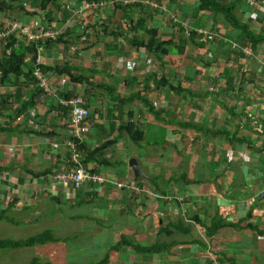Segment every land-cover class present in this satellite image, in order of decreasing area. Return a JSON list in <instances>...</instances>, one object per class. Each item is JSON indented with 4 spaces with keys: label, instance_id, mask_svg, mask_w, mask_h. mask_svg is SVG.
Instances as JSON below:
<instances>
[{
    "label": "crops",
    "instance_id": "crops-1",
    "mask_svg": "<svg viewBox=\"0 0 264 264\" xmlns=\"http://www.w3.org/2000/svg\"><path fill=\"white\" fill-rule=\"evenodd\" d=\"M32 1L33 7L27 0L6 2L11 5L15 3V10L20 6L25 13L35 14L29 21L28 16H24V23L41 22L44 25L47 22L50 29L67 37L68 42H65L67 47L63 43L49 45L47 49L44 47L39 55L41 65L55 68L67 63L79 69L83 78L89 79V84L81 91L65 76H58L52 71L44 73L51 90L62 98L69 93L82 95L91 110L87 121L89 131L82 142L88 151L84 156L97 148H101V152L88 156L87 164L82 162V166L122 184V189L110 183L94 186L96 204L99 206L98 200L101 199L112 209L97 208V211L106 212L114 219L116 228L113 229L115 232L118 230L117 242L125 238L134 240L142 247L166 245L162 253L142 255L133 253L129 248L108 251L113 246L109 244V249H106L109 258L112 256L118 264H264V198L260 196L264 192V88L252 86L242 89L240 86L234 87L232 83L231 86L218 84L215 92L225 90L226 94L206 100L193 98L190 93L204 95L209 90L207 80L206 84L201 79L196 84V76L206 79L204 71L196 64L199 60L195 53L199 49L189 45L185 55L173 51L167 57L150 51L151 44L157 46L172 38L178 40L180 29L185 30L184 39L188 31L220 30V33H228L232 41L242 46L239 34L230 29L224 31L220 21L213 19L209 13L196 14L195 4L190 0H163L165 7L156 4V9L144 0H130V3L137 1L142 5L130 4L118 6V9L105 5L81 18L76 16L75 10L85 1L66 0L70 3H61L63 8L57 20L51 15L46 18L47 11L41 14L39 0ZM51 9L52 6L48 8V13ZM257 10L248 14L245 20L244 17L241 19L252 30L261 32L264 31V11L260 8ZM81 19H86L87 23L79 22ZM139 20L143 22L139 23ZM79 37L82 44L76 43ZM142 46H147L149 50ZM190 47H193V54L189 53ZM62 48H67L63 51L64 56L58 52ZM211 52L213 55L210 54V59L214 57L223 66L225 56L215 48H211ZM58 55L63 62H55ZM171 57L179 58L175 70L170 66ZM229 64H232L231 59L227 67ZM151 75H155L157 80L165 78L175 88L182 86L179 80L174 82L175 76L180 78L184 85L183 92L176 94L163 86L155 89L153 81L148 82ZM102 78L106 81L103 82ZM21 85L22 97L20 101H12L9 115L31 96L33 87ZM111 88L116 96L122 98L142 94L160 112L159 118H155L140 102L126 105L108 98ZM0 90V95L16 96L17 88L4 85ZM238 95L239 101L236 98ZM55 109L57 104L51 97L35 98V106L11 123L12 128L19 125V129L28 134L22 135L16 131L3 133L9 144L3 145L0 152L4 158L11 155L15 151L13 149L20 148V156L17 154V157L23 163L19 168L26 178H16L18 192L11 199H24L25 193H31L30 190L34 189L40 200H35V203L41 208H36V212L48 217L46 213L51 210V221L60 219L58 205L78 207L80 202L85 205L83 200L87 197L85 190L88 189L65 188L52 183L54 174L69 167L71 154L66 147L68 118L65 120L58 116L60 114ZM39 121L49 131L45 133L49 135L44 142L38 130ZM129 123L134 128L127 131L125 128ZM181 123L195 124L203 129V133L184 129L179 126ZM137 130L143 134L141 139ZM208 131H222L224 136L205 133ZM23 137H33V146L22 140ZM81 158L84 160L83 156ZM132 160L139 170L137 176L129 166ZM0 167L7 168L2 172L4 174L0 173V182H5L7 174L11 175L12 171L18 172V168L11 164ZM183 179L196 183L192 190L185 187ZM55 208L57 210H53ZM2 210L5 209L0 208V212ZM51 214L54 215L51 217ZM71 217L77 219L82 216ZM214 221L224 222L230 227L209 234ZM101 226L95 225L93 228ZM104 230L106 232L111 228ZM100 235L104 234L101 232ZM67 253L65 251L64 258H59L66 264ZM55 257L49 260L50 264H56Z\"/></svg>",
    "mask_w": 264,
    "mask_h": 264
},
{
    "label": "trees",
    "instance_id": "trees-1",
    "mask_svg": "<svg viewBox=\"0 0 264 264\" xmlns=\"http://www.w3.org/2000/svg\"><path fill=\"white\" fill-rule=\"evenodd\" d=\"M82 1H87V2H92V1H97V0H82ZM264 1V0H262ZM120 5L121 4H116ZM52 6L53 10H57L59 7H61V0H39V9L41 10V14H46V18L51 15L50 12L48 13V8ZM133 6H137L133 5ZM140 6V5H138ZM246 6L249 8L245 2V0H196V6L194 8V12L196 14H201V13H209L213 19L216 18V20H219L220 22L223 23V29L224 31L231 30L233 32H236L239 34V40L241 43V47L243 46H250L254 51L258 50H263L264 49V31L261 32H256L254 29L252 30L250 25L247 23H244L242 21V17L238 15V12H241V14H244L243 7ZM118 7V6H116ZM6 1H1L0 2V12L6 14L10 10H13ZM250 9V8H249ZM19 13L26 14L28 17H32L35 14H28L24 12V9L20 6H18ZM2 19H0V30H1V24H2ZM143 21L139 20V23H142ZM215 24V22H214ZM215 29V25L213 26ZM220 31V30H219ZM180 36L178 40L172 38L168 41L161 42L157 46H154V44H151V50L154 54H164L166 57L169 55V53H172L173 51L177 53L178 55H185V52L187 51V48L189 45L194 46L198 48L199 50H205L207 49V52L209 54H212L211 49L208 47V45L203 44V43H198L195 38H196V32L194 31H188V34L186 35V39H184V34L185 30L180 29ZM218 32V30H217ZM219 33V32H218ZM65 36H59L55 40H49L45 41L44 44L37 43V44H26L24 40H16L15 37H11L9 40L6 42L0 44V88L3 87L4 85H9L12 88H17L16 91V96L12 95H7L5 96L4 94L0 95V119L5 120L8 119L9 122H3L0 124V134L3 133H12L16 131L17 133H20L22 135H27V131H23L19 129V125L16 126L15 128H12L13 121L16 119H19L22 117V115H25L26 111L29 110L30 108H33L35 106V98H38L42 96L43 98H49L50 96L40 90L37 87V82L35 78L33 77V70L36 66L37 59L41 53V50L43 47L46 49L49 48V45H55L59 43H65L63 38ZM139 39H136V41ZM217 41V40H216ZM219 46L222 48V46L229 47L228 44H224L222 40H218ZM143 41H140L142 43ZM145 47L146 49L147 46H142ZM210 49V50H209ZM231 50V48H230ZM160 51V52H159ZM217 52H219L217 50ZM224 52L225 59H223L222 63L223 66H220L218 64V61L212 57L210 60H208L207 63H205L206 67L211 70L212 72H215L217 76H212L213 78L208 77L207 78V83L209 90H207L206 94L204 95H199V94H193L190 93L189 95L193 98H202L206 99L208 97H213V96H220L221 94H226V91H218L215 92V89H217L218 82L221 80L224 82V85L226 86H231V68L227 67L228 62L231 59L232 54L238 53L240 56H242L240 51H222ZM264 52V51H263ZM213 55V54H212ZM243 57V56H242ZM170 66L172 69H176L179 65V58H169ZM40 69L42 70L43 73H47L52 71L54 74L58 76H65L67 77L70 82L76 87H81L82 85H88L89 84V79H85L82 76L81 71L79 69L69 66L67 63H64L63 66L61 67H47L44 65H40ZM223 74V75H222ZM245 77V76H244ZM251 79H254L253 77ZM153 81L155 85V89L159 88L160 86H163V88L169 87L171 91L175 92L176 94L182 93L183 92V87L178 86V88H175L169 84V82L165 79L162 78L160 80H157V77L155 75H151L148 78V82ZM252 82V80H251ZM23 83L25 86H32L33 89L31 91V96L29 100L26 103H21L19 108H16L11 115H9V107L12 104L13 100L20 101L22 95H20V88L21 84ZM163 83V85H161ZM236 85H234L235 87ZM110 93H108V98H111L112 100L117 101L120 104H132L135 102H140L145 108H148V111L155 116V118H159L160 112L155 110L152 104H150L147 99L144 98V96L140 93H135L131 94L128 97H120L115 95L114 89L109 90ZM63 96V95H62ZM75 95L69 93L67 95H64L63 97L65 98H71L74 97ZM54 111V110H53ZM55 111L60 114L58 116L62 118H66L68 115V110L60 107L57 105V109ZM184 129H191L194 130L198 133H203V129L201 127H198L195 124H185L181 123L179 124ZM134 128L133 124L129 123L128 128H125V130L129 131L130 129ZM138 131V130H137ZM137 135L142 138L143 134L142 132H137ZM207 134H213V135H223L224 132H205ZM49 135V134H47ZM228 138V136H227ZM135 142V140H132ZM78 147L79 153L82 152L81 157H84V160H82L83 164H87L88 156H96L98 153L101 152V148L94 149L93 152H91L89 155L86 157L84 156L87 154L86 150V145L83 143H79L78 141H75ZM7 168H1L0 167V173L5 172ZM92 173H97L95 170ZM182 183H185V187L187 186L188 189H193V186L196 184L193 181L183 179ZM94 186L98 187L97 184H89L88 189H86V194L87 197L83 200V203L85 205H81V202L78 203V207H84L88 205V207L92 206L94 210H97L100 206L97 204L94 205L96 202L95 197L93 193L94 191ZM84 188H87L84 186ZM82 189V188H79ZM81 191V190H78ZM15 201L17 199L10 200L6 210H2L0 212V221H7L8 223H12L11 219H9L6 214L8 211H11L15 205ZM230 227V225L220 222L219 221H214L212 226L209 228V234H214L216 231H218L220 228H226ZM60 242L56 240L53 235L50 232H46L34 237H30L26 240H8V239H0V251H8V250H19L23 248H34L37 246H45L49 243H57ZM119 248H129L133 252H136L138 254L142 255H154V254H159L160 252H164L166 249V245L163 244H155L154 246H146L142 247L138 243H136L134 240H127L125 238H121L119 242H116L113 244L111 251L117 252ZM110 261L109 254L107 253L106 256H104L102 259L99 261L92 263V264H108ZM30 264H39L37 260H33Z\"/></svg>",
    "mask_w": 264,
    "mask_h": 264
},
{
    "label": "rangeland",
    "instance_id": "rangeland-1",
    "mask_svg": "<svg viewBox=\"0 0 264 264\" xmlns=\"http://www.w3.org/2000/svg\"><path fill=\"white\" fill-rule=\"evenodd\" d=\"M1 1H7V0H0V2ZM69 1L72 2L75 0H69ZM125 1L130 2V0H121L122 6H128L127 4L124 3ZM138 1H141V0H138ZM27 2H30L31 7H33L34 2L32 0H27ZM105 2H106V5L112 6L111 4L112 0H106ZM144 2L146 4L148 3L153 9H156L153 6L156 4L159 7H162V6L165 7L163 0H144ZM190 2H193L196 6V0H190ZM61 3L67 4L70 2L66 0H61ZM62 4H61V7H59L57 10L54 11L53 9H51L50 11L51 16H53L54 19L56 20H57V17L61 15L60 11L63 8ZM130 4L131 5H136V4L142 5V3H139L137 1L131 2ZM8 5L11 8H13V6L16 4L14 3L13 5H11L10 3H8ZM116 6H120V5L114 6L116 9H118V7ZM243 10H244V14H241V12H238V15L241 17H244L243 18L244 20L248 14H252L255 11H259V10L249 9L246 6L243 7ZM18 12L19 11L15 9L10 10L6 14L0 12V19L8 20L10 22H13V21L23 22L24 16L26 17V14L21 13L22 15L17 16V14H19ZM162 14H164V12H162ZM164 17L165 19L169 20V17L167 15H164ZM31 18L32 17H28L27 18L28 21ZM82 21L84 23H87L86 19L79 20V22H82ZM220 23L221 25H223L222 22ZM218 32L221 36H225L229 40L232 39L231 36L228 35V33L222 34L220 33L219 30ZM60 36L62 35L60 34ZM66 38L67 37L63 38L64 42H66ZM76 43L82 44V42L80 41V37L77 39ZM63 44L65 45V43ZM65 47L67 46L65 45ZM208 47L210 49L215 48L216 50H218L220 53H223V54L224 52L222 51H226V50L229 51V48L226 46H222L221 48L219 46L218 41H216L215 43H212ZM79 48H82V47H79ZM66 49H63V50L60 49V51H58L59 53H62L61 56H64L63 51H65ZM189 49H190L189 53L193 54V47H190ZM61 56L58 55L55 62H59V61L63 62V59L61 58ZM195 56L199 60V62L196 63L198 66L197 68H201L204 71V76L206 77L205 79V78H199L198 77L199 75L196 76L197 81H198L196 84L199 83L200 79L201 81H203L204 84H206V80L208 77L213 78L212 76H216L215 72H212L211 70L208 72L207 71L208 68L205 65V63H207L208 60H210V54L207 52V49H205L203 51L202 50L197 51V53H195ZM231 60H232V64H229L228 67L231 68V73H230L232 77L231 83L233 85L240 86L242 87V89L246 87H252V86L259 87L260 89L263 87V84H264L263 74L261 72V69L258 67V65L255 63L253 59H247L249 60L247 61L243 59L242 56L235 53L232 55ZM252 77L254 79H251ZM102 81L105 82L106 81L105 78H102ZM177 81L178 83H182L181 85L184 86L181 79L175 76L174 82H177ZM108 82H110V80H108ZM218 84L222 85L224 84V82L220 80ZM84 87L85 85H82L80 87V90L82 91ZM241 94L242 93L240 92V95ZM240 95L236 97L237 101L240 100V97H239ZM103 97L106 98L105 95ZM252 97L257 99L254 96ZM126 105H131V104H126ZM3 122H9V120L0 119V124H2ZM39 122L41 124L39 123L40 127H38L39 128L38 130H40V134L43 137L44 139L43 142H44L48 138V136L45 133L49 131L45 130L46 125L43 124L42 121H39ZM32 139L34 138L33 137L32 138L29 137L28 139H26L25 137L22 138V140H25L26 142L27 141L30 142L28 144H32L31 146H33V143H31ZM8 144L9 142L8 140H6L5 135L0 134V152L4 148L3 145H8ZM5 150H7V148ZM13 150L15 151L12 152L11 155L8 154L4 156V158L0 156L1 166L9 167V165L11 164V166H15V168H18V172L13 173L12 171L10 173L11 175L7 174L6 176L7 179L5 182L3 180L0 182L1 183L0 184V208H3L5 210L7 208V204L9 203V201L13 200L11 199L12 195L16 194L15 192H18L17 190H18L19 184L16 182V178L22 177L24 179L25 177V175L21 174L22 170L20 169L21 168L20 164L23 163V161L22 160L19 161L20 159L17 157V154H19L20 156V152H19L20 148L13 149ZM40 166L42 167L41 162H40ZM2 174H0V177H2ZM15 175H17V177ZM30 191L31 193H25L24 199L16 198L17 201H15V205L13 209L7 212V216H9V219H11L12 223L10 224L4 220L0 221V239H8V240L10 239V240H15V241L26 240L30 237H34V236H37V235H40L46 232H50L56 240L60 241V243L57 242L58 244H54V245L48 244L46 246H37L34 248H30V249L23 248L19 250L0 251V264H30L33 260H37L39 264H50L49 260L53 258L55 255L56 257L54 258V260L56 264H66V262L63 261V259H59L62 257L64 258L63 253L65 251H68L67 264H92L102 259L104 255L106 254V252L108 253V251H111V249L108 250L109 244L113 245L115 242L118 241V230L116 229V232H115V229H113V228H116L115 221L111 217L107 216L105 214L106 212H100L97 210H92V212H89L91 211V209H93L92 206L90 207L85 206L77 210L78 208L77 205L74 207H68L65 204H61L57 206L58 215H60L59 216L60 219L58 221H51V219H49V213L51 212V210L46 213L48 214V217L42 215L41 213L36 212V208H39V209L41 208L39 207L40 205L38 203L37 204L35 203L36 202L35 200H37V202H39L40 200H38L37 193H34V189H31ZM98 202L100 206L99 209L105 208L107 210H112V209H109L106 202H102L101 199H99ZM95 204L96 202L94 203V205ZM57 209L55 208L53 210H57ZM52 215L54 214H51V217ZM76 215H79L82 217L77 218V219H73V217H71V216H76ZM109 219H111L113 223L107 222ZM98 220H103L106 222L98 221ZM95 225H102V226L101 228H98V227L93 228V226ZM107 227L108 229L111 228V230H108L105 232L104 229L107 230ZM101 232L104 235H100ZM106 249L108 251H106ZM108 264H118V261L114 260V258L111 256V259L108 262Z\"/></svg>",
    "mask_w": 264,
    "mask_h": 264
},
{
    "label": "built area",
    "instance_id": "built-area-1",
    "mask_svg": "<svg viewBox=\"0 0 264 264\" xmlns=\"http://www.w3.org/2000/svg\"><path fill=\"white\" fill-rule=\"evenodd\" d=\"M247 6L252 10L264 11V1L260 0H246ZM125 4L129 5L130 2L125 1ZM111 4H121V0H112ZM106 5L104 1L97 2H82L80 6L75 10V14L78 17H82L90 11L100 10ZM156 8V5H153ZM47 22H29L24 23L22 21L2 20V26L0 30V44L9 40L12 36L16 40H24L26 44H44L45 41L55 40L60 36V33L54 29H50ZM196 39L199 43L211 45L216 39L222 40L224 44H228L232 51H240L242 56L246 59H253L264 77V52H256L250 46H239L234 41L229 40L225 36H221L216 30L206 31L204 29H197ZM44 49V47L42 48ZM40 57H38L36 66L33 70V77L37 82V87L46 92L52 100L56 101V104L66 110H68V131L69 138L66 142V147L70 151V165L69 167L52 177V183L55 185H62L65 188L73 187V189H79L81 187H88L89 184H97L98 186H105L107 184L115 185L118 189H122V184L114 183L108 178L99 176L98 174L92 173L82 166L81 155L78 151V147L75 141L82 143L84 137L87 135L89 128L87 121L90 118L91 110L85 100L80 96H74L71 98H62L54 90H51V86L48 79L40 69ZM264 88V84H263ZM134 187H132V190ZM261 198H264V192L260 194ZM214 264H218L217 262Z\"/></svg>",
    "mask_w": 264,
    "mask_h": 264
},
{
    "label": "water",
    "instance_id": "water-1",
    "mask_svg": "<svg viewBox=\"0 0 264 264\" xmlns=\"http://www.w3.org/2000/svg\"><path fill=\"white\" fill-rule=\"evenodd\" d=\"M129 166H130L131 170H133L135 176H137L136 173H137V171H139V170H138V167H137V165H136V162H135L134 160H132V161L129 163Z\"/></svg>",
    "mask_w": 264,
    "mask_h": 264
}]
</instances>
